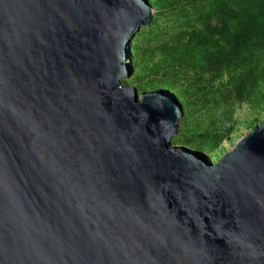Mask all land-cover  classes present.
Segmentation results:
<instances>
[{
	"label": "water",
	"instance_id": "water-1",
	"mask_svg": "<svg viewBox=\"0 0 264 264\" xmlns=\"http://www.w3.org/2000/svg\"><path fill=\"white\" fill-rule=\"evenodd\" d=\"M148 0H0V264H264V119L212 162L181 103L122 84Z\"/></svg>",
	"mask_w": 264,
	"mask_h": 264
},
{
	"label": "rangeland",
	"instance_id": "rangeland-1",
	"mask_svg": "<svg viewBox=\"0 0 264 264\" xmlns=\"http://www.w3.org/2000/svg\"><path fill=\"white\" fill-rule=\"evenodd\" d=\"M204 1L187 0L165 9L151 5L149 23L131 37L133 71L121 82L135 86L138 94L171 91L183 109L171 144L199 151L214 162L264 119V99L258 96L264 87L260 84L253 93L243 92L239 97L225 74L217 76L197 65L162 62L164 45L178 33L199 26L208 11Z\"/></svg>",
	"mask_w": 264,
	"mask_h": 264
},
{
	"label": "trees",
	"instance_id": "trees-1",
	"mask_svg": "<svg viewBox=\"0 0 264 264\" xmlns=\"http://www.w3.org/2000/svg\"><path fill=\"white\" fill-rule=\"evenodd\" d=\"M185 1L148 0L164 9ZM204 5L208 11L199 26L163 46L162 62L225 74L239 97L260 84L264 87V0H205ZM258 96L264 99V91Z\"/></svg>",
	"mask_w": 264,
	"mask_h": 264
}]
</instances>
